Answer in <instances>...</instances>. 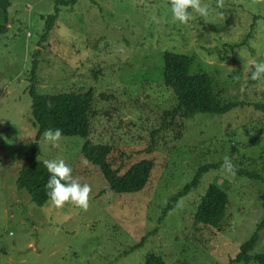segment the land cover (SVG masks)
<instances>
[{"label":"rangeland","instance_id":"rangeland-1","mask_svg":"<svg viewBox=\"0 0 264 264\" xmlns=\"http://www.w3.org/2000/svg\"><path fill=\"white\" fill-rule=\"evenodd\" d=\"M59 1L10 0L7 14L0 8V264H148L152 256L153 264H245L234 259L264 218V181L236 170L230 176L222 164L228 157L235 169L264 176V113L254 106L264 102V79H250L253 62H264V0H200L208 17L194 14L186 24L173 20L168 0ZM165 51L194 55L192 71L208 73L225 101L244 105L222 116L196 114L183 127L174 121L151 145L172 98L161 76ZM32 84L40 94L109 95L98 98L102 113L89 138L116 148L121 173L153 159L145 188L110 191L82 155L86 139L61 136L56 147L40 139L39 159H63L89 184L88 208L39 206L19 190V168L38 134ZM205 165L218 167L193 186ZM211 184L229 195L220 228L194 219ZM263 253L264 228L250 255Z\"/></svg>","mask_w":264,"mask_h":264},{"label":"trees","instance_id":"trees-1","mask_svg":"<svg viewBox=\"0 0 264 264\" xmlns=\"http://www.w3.org/2000/svg\"><path fill=\"white\" fill-rule=\"evenodd\" d=\"M75 0H71L74 3ZM69 1H59L57 4H67ZM170 6V0H168ZM10 6V0H0V8L4 14H7ZM58 7V6H57ZM58 8L55 15L47 21V31L52 29L56 21ZM6 29V28H4ZM3 29V30H4ZM196 61L194 55H186L173 51H165L162 57L161 76L163 86L170 90L172 95L169 105L162 110L161 120L155 130L150 131L152 144L157 143L159 134L162 131L170 132L172 123L179 122L180 126H185L186 121L195 117L196 114H212L222 116L233 109L243 106V102L225 101L222 97L223 90L218 88L212 76L203 71H192ZM35 67L32 71V81H36ZM32 98V115L38 134L35 139L31 153L21 164L16 180V186L19 190H25L31 197V200L37 205H44L48 201L45 192L49 173L45 168L43 161L39 157L41 148L39 145L43 133L48 129L61 130L62 136L82 137L86 139L82 147L83 157L93 166L97 167L103 174L108 183V189L117 194L137 193L145 188L149 183L152 171L154 169V160L144 158L133 163L124 173H121L122 165L114 164L116 148L110 143H96L89 138L92 134L93 124L98 121L102 111L98 108V98L108 99L107 94L102 93L98 97L92 89L86 91H68L55 94H40L35 85L32 84L30 90ZM255 108L264 113V102L254 104ZM98 119V120H97ZM150 117H146L149 120ZM153 147L147 148L146 152L151 153ZM120 155V156H119ZM120 161L123 162L124 154H119ZM217 165L202 166L194 177L192 185H197L201 175L211 169L217 168ZM238 173L249 177L258 178L264 181V176L255 171L246 172L245 167L240 165L235 169ZM188 185L185 189L190 188ZM180 191L171 198L176 202L179 196L186 193V190ZM229 204V195L224 188L216 184H211L204 196H202L194 216L195 222L206 227L215 228L226 220L227 208ZM171 210V205L166 211ZM264 228V218L258 224L253 235L241 245L238 256L234 259L237 262L249 264L252 260L255 264H264V253L250 255L259 239L260 231ZM156 260L154 256L150 258L148 264H153ZM162 264V262H159Z\"/></svg>","mask_w":264,"mask_h":264},{"label":"clouds","instance_id":"clouds-1","mask_svg":"<svg viewBox=\"0 0 264 264\" xmlns=\"http://www.w3.org/2000/svg\"><path fill=\"white\" fill-rule=\"evenodd\" d=\"M219 7V4L217 5ZM172 18L180 24H186L193 19V15L207 18L209 6L202 4L200 0H170ZM251 80L264 79V62H253ZM62 136L61 130L48 129L43 133L45 141L56 147ZM43 164L49 173L45 192L50 204L61 208L65 203L72 204L81 209L89 206L90 186L81 183L78 178L73 177L72 168L63 159L44 160ZM223 170L230 176L235 175V166L231 159L225 157L222 164Z\"/></svg>","mask_w":264,"mask_h":264}]
</instances>
